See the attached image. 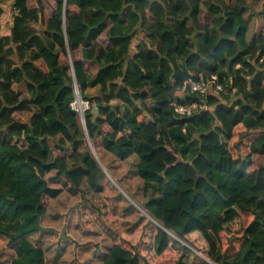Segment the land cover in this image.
<instances>
[{
    "label": "trees",
    "instance_id": "16d2710c",
    "mask_svg": "<svg viewBox=\"0 0 264 264\" xmlns=\"http://www.w3.org/2000/svg\"><path fill=\"white\" fill-rule=\"evenodd\" d=\"M10 1L0 0V31ZM13 10L0 36V236L14 246L10 264H47L30 238L44 230L47 198L103 193L87 136L95 152L136 156L144 183L147 217L104 264H264V0H13ZM199 74L230 86L181 118L178 89ZM76 86L91 106L87 134L72 108Z\"/></svg>",
    "mask_w": 264,
    "mask_h": 264
},
{
    "label": "crops",
    "instance_id": "0c3cea01",
    "mask_svg": "<svg viewBox=\"0 0 264 264\" xmlns=\"http://www.w3.org/2000/svg\"><path fill=\"white\" fill-rule=\"evenodd\" d=\"M136 46L133 48V52H137ZM91 92L94 93L95 90H92ZM96 154H97L98 162L104 170L105 168L108 170L107 166H112L114 168V167H121V165H123L122 168L124 167L125 171L124 172L119 171L118 174L116 172V169L114 168L115 173L121 178L122 181L125 182V184H127V186L129 185L127 182L132 175V177L135 180V183L138 185L137 188H141L142 190L143 181L139 178L138 175L134 173V170L137 173L136 165L138 163V159L136 156H133L126 161H119L114 155L108 153L106 150L103 149H99L96 152ZM61 156L62 155L60 151L54 150L52 159L55 160L56 158ZM131 172L132 174H130ZM102 185L104 187V191L101 194L96 195L92 193V195H89V191L87 190L86 187H84L82 191L85 193L82 192L78 193V195L80 196V200L82 196L83 199L87 200V204H90V206L88 205L87 208L92 207L95 211V209H97L96 208L97 205L98 206L103 205L101 203H103V201L105 200L100 199L98 201L99 204L96 203L97 197L107 198V194H106L107 189L104 180H102ZM130 189H131V194H133L134 196L137 195L138 199H140L137 193V189L131 188V186ZM140 192L142 193V191ZM72 195L73 194H71L69 191H63L59 197L50 200L53 201V206L51 211L47 209V206L45 204V207L47 209V215L43 219L44 230H47L45 224H47L52 220H57L58 224L56 226L57 227L56 229L58 233L56 239L57 241H59L58 245L62 246V243L65 242L63 245L72 246L73 248L72 251L75 250V248L80 249L82 252L85 250V253L81 254L83 259L82 262L83 264H95L96 262H103V260L101 259L102 256L108 253L109 248L113 245L117 237L122 232L127 231L132 227L127 224V222L129 221L128 218H130L128 217L130 212H128V208H126L124 211L125 214L119 212L120 213L119 217H117L118 215L113 216L110 215L108 211H104L110 209L109 206L103 205V207L105 206V209L98 210L97 218H99V220H96L97 219L96 217L95 218L89 217L88 213L85 215L74 213L76 209L77 210L79 209V207H77V203H78L77 200L72 199L71 201H69L70 200L69 197ZM88 201H90L91 203H88ZM107 201L109 205H114L115 202L114 199L113 200L109 199ZM46 202H49V198L46 199ZM66 202H70L71 205L64 204ZM144 202L145 199L143 197L142 204H144ZM122 205L123 204L120 203V207ZM114 209L116 210V207H114ZM99 214H101V216L105 221L104 225L102 224V220ZM134 216H136V214ZM138 220L139 219L136 218L133 221V224H135ZM126 225L127 227H124Z\"/></svg>",
    "mask_w": 264,
    "mask_h": 264
},
{
    "label": "rangeland",
    "instance_id": "374dc122",
    "mask_svg": "<svg viewBox=\"0 0 264 264\" xmlns=\"http://www.w3.org/2000/svg\"><path fill=\"white\" fill-rule=\"evenodd\" d=\"M13 13L15 12L13 10V0H11L7 4V10L5 11V15L3 16V19L1 22L2 29L0 31V36H2L3 34H6L7 32H10L12 28V22H13V17H12ZM80 123L82 126L83 122L80 121ZM91 150L93 152L92 148ZM93 154L95 157H97V154H95L94 152ZM122 166L123 165H121V167H114L117 173L119 171L121 172L125 171V168L124 167L122 168ZM107 168L108 170L105 168V172H104L105 176L103 179L105 182L106 189H107L106 191L107 198L96 196L97 197L96 203L99 204L98 201L100 199L105 200L101 204L109 206L110 209L104 210V211H108V213L113 216L118 215L117 217H119V214H120L119 212L124 213L125 209L128 208V212H130L128 217L130 218H128L129 221L127 222V224L133 227L139 221L138 220L135 224H133V221L136 218L140 219L142 214H144V216L147 217V215L145 214L146 212L143 209V204H142V200L144 197L143 191L141 190V188H137L138 185L135 183V180L131 175V178L128 180L127 183L131 186V188L137 189V193L140 197V199H138L137 195L134 196L133 194H131L130 186L129 185L127 186V184H125V182L121 180V178L115 173L114 168L112 166H107ZM134 173L137 175L135 170H134ZM130 174H132V172ZM140 191H142V193ZM92 193L93 192H89V195H92ZM69 198H70L69 201H71L72 199L78 201L77 207H79V209L78 210L76 209L74 212L77 214L85 215L88 213L89 217L97 218L98 210L105 209V206L103 207V205H99V206L97 205L96 207L97 209H95V211L92 207L87 208L88 205L90 206V204H87V200L83 199L82 196L80 200V196L78 195V193L70 196ZM109 199L115 200L114 205H109L107 201ZM50 200H52V198H49V202H46V206L49 211H51L52 206H53V201H50ZM88 203H91V202L88 201ZM120 203L123 204L121 207H120ZM64 204L71 205L70 202H66ZM131 206H133L134 208ZM114 207H116V210L114 209ZM131 212L133 215L131 214ZM135 214L136 216H134ZM99 216L102 220V224L104 225L105 221L103 217L101 216V214H99ZM96 220H99V218H97ZM57 224H58L57 220H52L48 222L47 224H45L47 230H43L37 233L36 236L32 235L30 238L45 250L47 264H83L82 263L83 259H82L81 254L85 253V250L82 252L80 249L75 248V250L72 251L73 249L72 246L63 245L65 242L62 243V246L58 245L59 241H57L56 239L57 233H58L56 229ZM124 227H127V225ZM178 252L179 250H175V253H178ZM13 257H14V246L9 244L7 238L0 236V264H10ZM105 257H106V254H104L101 258L103 262H96L95 264H102V263L104 264ZM173 260L174 258L172 256H168V258L164 257L160 259L158 264L173 263Z\"/></svg>",
    "mask_w": 264,
    "mask_h": 264
},
{
    "label": "built area",
    "instance_id": "2783aa9c",
    "mask_svg": "<svg viewBox=\"0 0 264 264\" xmlns=\"http://www.w3.org/2000/svg\"><path fill=\"white\" fill-rule=\"evenodd\" d=\"M262 37L264 39V31ZM258 58L261 63L264 62V49ZM229 86L228 79L226 77L221 79L218 75L206 76L199 74L196 77H190L178 89V95L181 100L174 101L172 106L181 118L191 117L198 112L208 109V97L212 95L220 96L226 92V88ZM75 94L76 100L72 103V108L79 113L80 121L83 122L82 126L87 134L85 112L90 110L91 106L89 102L82 99L77 86L75 87ZM87 141L96 154L88 136Z\"/></svg>",
    "mask_w": 264,
    "mask_h": 264
},
{
    "label": "water",
    "instance_id": "95a60500",
    "mask_svg": "<svg viewBox=\"0 0 264 264\" xmlns=\"http://www.w3.org/2000/svg\"><path fill=\"white\" fill-rule=\"evenodd\" d=\"M92 113L94 115V122H95L97 120V118L99 117V114H100V107H99V105H93L92 106ZM95 158L97 159V157H95ZM103 171L105 172L104 169H103Z\"/></svg>",
    "mask_w": 264,
    "mask_h": 264
}]
</instances>
